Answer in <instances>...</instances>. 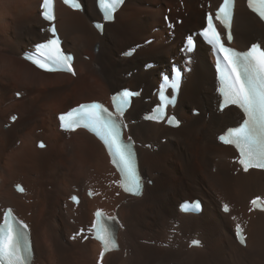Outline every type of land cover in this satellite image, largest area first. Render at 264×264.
<instances>
[{
    "label": "bare ground",
    "instance_id": "obj_1",
    "mask_svg": "<svg viewBox=\"0 0 264 264\" xmlns=\"http://www.w3.org/2000/svg\"><path fill=\"white\" fill-rule=\"evenodd\" d=\"M41 2L0 0L1 75L17 76L29 85L13 88L14 95L35 91L41 97L35 105L32 95L23 94L7 107L6 120L0 114V222L5 207L12 206L30 225L34 264H264V212L253 209L251 203L253 197L264 195V171L244 172L234 148L217 140L218 133L235 125L242 114L236 107L217 111L216 78L208 46L200 43L195 50L192 69L181 87L175 112L183 123L172 128L142 119L156 102L160 71L183 62V42L204 25L206 9L218 0H126L102 35L92 24L101 18L96 0H83L80 11L59 1L56 23L65 49L76 54L75 76L41 71L21 56L49 36L41 30L47 25L41 18ZM160 2L164 5L155 8ZM145 3H152L151 9H145ZM163 23L167 24L165 31L159 28ZM233 28L235 46L246 48L255 40L264 44V24L247 8L246 0H237ZM133 44H138L139 50L132 57L123 56ZM2 50L19 58L1 55ZM86 54L89 60L83 57ZM151 61L155 67L145 69ZM126 86L143 88L125 115L126 137L136 142L146 181L141 197L121 191L119 175L93 135L83 129L71 133L59 129V113L81 102L109 100L111 93ZM4 90L1 82L0 111L8 104ZM74 90L87 94L74 102ZM52 104L47 147L40 149L37 142L45 137L36 132L42 127L38 112ZM18 107L19 117L7 127L15 114L8 112ZM196 107L202 110L198 115L192 113ZM27 109H31L30 116ZM27 130L30 141L25 136ZM17 140L21 143L12 150L13 155L3 157L5 147H13ZM50 175L54 184L51 193L41 185ZM11 181L13 188L9 187ZM17 182L25 185L24 194L15 191ZM75 188L82 197L79 205L70 201ZM88 188L100 194L89 198ZM192 198L204 200L202 213H181L180 202ZM224 204L230 206V213L222 211ZM98 207L119 214L121 223L120 248L103 260L101 244L89 234ZM237 224L245 229L246 246L237 241ZM194 237L202 239L201 247L190 246Z\"/></svg>",
    "mask_w": 264,
    "mask_h": 264
},
{
    "label": "snow or ice",
    "instance_id": "obj_2",
    "mask_svg": "<svg viewBox=\"0 0 264 264\" xmlns=\"http://www.w3.org/2000/svg\"><path fill=\"white\" fill-rule=\"evenodd\" d=\"M65 4L75 9H80L78 0H64ZM122 0H97L98 9L103 14V19L111 20L113 13ZM235 0H223L216 12V19L226 29V39L232 40L231 20ZM248 6L256 12L261 20H264V0H248ZM43 17L47 21H54V0H43ZM98 28L102 25L97 24ZM206 42L217 51L216 71L218 73L221 87L219 92L222 97L221 110L229 105L241 109L244 119L239 127L231 130L229 138L221 136L220 139L226 144H235L240 150L239 163L247 171L251 167L264 169V49L253 44L249 51L238 52L231 47L225 46L219 31L213 22L212 13L207 15V24L202 32ZM196 42L192 37L187 39V51L194 50ZM37 57L33 58L41 69L47 71L65 70L75 74L72 66L73 56L61 47L59 37L56 35L54 24L51 27V38L36 45ZM223 61V67H221ZM134 95L129 90L113 97L115 113L109 111L100 103L82 104L62 114L59 119L62 126L68 129L84 127L96 133L108 146L113 155L114 163L120 166L128 191L139 194L142 188L140 176L138 175L133 144L129 137L125 140L123 136L124 124L120 122L119 116L123 114L131 97ZM159 116H149V120H158ZM169 123H172L169 120ZM253 204L257 201L253 200ZM224 211H229L224 206ZM97 223L95 230L97 239L103 241L105 250L109 244H115L114 234L110 231L105 221L113 218L105 217L102 212H97ZM28 226L18 221L8 210L0 223V264H29L26 253L30 251L27 236ZM240 226L237 225V233L240 234ZM243 242V240H241ZM198 243V242H194ZM103 253L101 254V259Z\"/></svg>",
    "mask_w": 264,
    "mask_h": 264
},
{
    "label": "rangeland",
    "instance_id": "obj_3",
    "mask_svg": "<svg viewBox=\"0 0 264 264\" xmlns=\"http://www.w3.org/2000/svg\"><path fill=\"white\" fill-rule=\"evenodd\" d=\"M164 5V3L163 2H160L159 4H157L156 6H155V8H157V9H159V8H161L162 6ZM143 7L145 8V9H147V10H149V9H151V7H152V3H145V4H143ZM162 15V14H161ZM174 16V15H173ZM179 16H184V15H179ZM178 16V17H179ZM178 17H177V19L175 18V20H177L178 21ZM164 20V21H163ZM179 21H180V19H179ZM178 21V22H179ZM161 22H165V19L164 18H162V20H161ZM181 22V21H180ZM167 25V24H166ZM166 25H164V23L161 25V27H159V28H161V30H166V28L165 29H163V27L164 26H166ZM202 27V26H201ZM173 31V33H176V31L175 30H172ZM177 34V33H176ZM172 35H174V34H172ZM150 45L151 44V40H148V42H147V45ZM133 45H137V48H138V50H139V47H138V44H133ZM132 45V46H133ZM131 47V46H130ZM1 55H5V56H8L9 58L10 57H15V58H19V55H17V54H15V53H12V52H10V51H3L2 50V52H1ZM120 56V55H119ZM83 57L86 59V60H89V59H87V58H90V56L89 55H87L86 54V56L85 55H83ZM116 58H117V55H116ZM9 60V59H8ZM154 62V61H153ZM1 72H2V69L0 68V83L2 82V86H3V90L5 91V93L7 94L6 96H5V98L7 97V105H5L6 107H2L3 109L0 111V114L2 115V117H4V119L6 120L7 118V107L8 106H13L12 104L15 102V99L14 98H17V99H20V98H18L17 96H16V94L14 95L13 94V88L15 89V88H17V89H22L23 87H27V86H29V85H25V84H22V82H24L23 80H21L20 78H18L17 76H14V75H12V76H10V77H4V76H2L1 75ZM2 80H5V81H2ZM77 81H79V80H77ZM20 84V85H19ZM8 89V90H7ZM27 93H29V95H32V102H33V104H35V105H37L40 101H41V97L38 95V92H33V94L35 95H33V94H31V92L30 91H26V93H23V94H27ZM95 93V92H94ZM85 94H87V92H82V91H80V90H74V92H73V98H74V102H77V101H79V100H81V99H84V97H83V95H85ZM91 94H93V93H91ZM10 103H12V104H10ZM44 107V108H43ZM43 107H41L40 108V110H39V112H38V114L40 115V117H41V120H42V127L41 128H39V130L38 131H36V132H38V133H41L40 135L42 136V138H44V139H42V140H44V141H46L47 140V136H48V131H49V129H50V125H49V119H47L48 118V113H49V109L51 108L52 110H53V104L51 105V107L49 106V105H47L46 107L45 106H43ZM196 108H200V107H196ZM201 109V108H200ZM20 110H21V108L20 107H18V108H13V110H11V111H9L8 113H10V112H15V113H17V112H20ZM29 111V112H28ZM30 111H31V109H27L26 110V114L28 115V116H30ZM192 112H193V109H192ZM17 114H19V113H17ZM20 115V114H19ZM48 127H47V126ZM47 132V133H46ZM37 133V134H38ZM26 139L27 140H29L30 141V139L32 140V136H31V133L29 132V130H27V132H26ZM40 136V137H41ZM164 140V139H163ZM18 142L16 143V144H14L13 145V147L11 146L10 147V144L7 146V147H5V149H4V151H3V157H5V156H7L8 154H10L11 156L13 155V154H11L12 153V150L14 149V150H17V147L19 146V144L21 143V141H19V140H17ZM206 144V143H205ZM207 145V144H206ZM148 146V145H147ZM150 147V146H149ZM60 151L61 152H66V150L64 149V148H62L61 147V149H60ZM20 171H21V169H19ZM20 171H18V174H22ZM213 171H215L214 169H213ZM44 176H45V174H44ZM43 176V177H44ZM49 178V176H46V178ZM52 176L50 175V178L48 179V181L45 179L44 181H42L41 182V185H42V187H45V189H47L50 193L54 190V184H52V182H53V180H52V178H51ZM34 178H35V176H34ZM20 179V178H19ZM23 180V182H25V181H27V180H25V178H23L22 179ZM50 180H51V182H50ZM153 181V180H152ZM46 182V183H45ZM11 183H13L12 181L10 182V185H9V187L10 188H13V186L11 185ZM153 184V183H152ZM89 216H90V218H91V216H92V211H90L89 212ZM70 239H73L72 237L70 238ZM152 244H154V243H152ZM248 260H245V262H247ZM247 264V263H246Z\"/></svg>",
    "mask_w": 264,
    "mask_h": 264
}]
</instances>
